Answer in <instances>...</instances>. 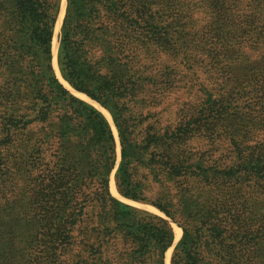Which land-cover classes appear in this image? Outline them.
Returning a JSON list of instances; mask_svg holds the SVG:
<instances>
[{
  "label": "trees",
  "instance_id": "obj_1",
  "mask_svg": "<svg viewBox=\"0 0 264 264\" xmlns=\"http://www.w3.org/2000/svg\"><path fill=\"white\" fill-rule=\"evenodd\" d=\"M61 3L0 0V264H166L172 221L171 264L262 245L264 0H67L118 166Z\"/></svg>",
  "mask_w": 264,
  "mask_h": 264
},
{
  "label": "rangeland",
  "instance_id": "obj_2",
  "mask_svg": "<svg viewBox=\"0 0 264 264\" xmlns=\"http://www.w3.org/2000/svg\"><path fill=\"white\" fill-rule=\"evenodd\" d=\"M247 4H245L244 6H246ZM65 16L66 15H64V17H63V20H62V25H61V27H60V31L57 33V40H58V52H57V62H58V56H59V49H60V42H61V31H62V26H63V22H64V18H65ZM204 17H206V14L204 15ZM54 42V41H53ZM53 48H54V44H53ZM250 52V51H249ZM252 52V51H251ZM253 53V52H252ZM53 55H54V52H53ZM53 65H54V59H53ZM54 68H55V71H56V73H57V76H58V78L60 79V81L62 82V84H64V86L67 88V89H69L74 95H76L79 99H81V100H83V101H85V102H87V103H89V104H91V105H93V106H95L96 108H98L100 111L102 110V109H104V107H101V105L100 104H98L96 101H94V100H92L90 97H88L86 94H84V93H81V92H78V91H76V90H74L72 87H71V85L63 78V76H62V74H61V72H60V69H59V67H58V72H57V69H56V67H55V65H54ZM205 70H208V68L207 69H205ZM204 70V72H206ZM60 73V74H59ZM207 74L209 75V73L207 72ZM207 74H205L204 75V77H206L204 80H206L207 79V77H208V75ZM243 78H244V80H247L248 81V83H249V76L247 77V76H244L243 75ZM243 80V79H242ZM246 81V82H247ZM68 86V87H67ZM233 90H234V85L233 84H231L229 87H228V91L232 94V92H233ZM186 97V94H184L183 92H180V93H178V94H174V95H172V98H171V101H173V103H176V102H174V101H176V99H178V103L179 102H181L182 100H184V98ZM174 108H170V111L168 112V115L170 116V114L172 113V111L171 110H174L175 109V105L173 106ZM102 108V109H101ZM234 109H236V107H234ZM104 110H106V109H104ZM106 111H108V110H106ZM103 112V111H102ZM239 112L241 113V114H243L242 116H244L245 114V109H241V110H239ZM110 113V112H109ZM105 114V113H104ZM165 114H167V112L165 113ZM111 115V114H110ZM228 117H229V114L227 115ZM252 117V116H251ZM111 119H112V122L110 121V123H111V125H112V127H113V131H114V134H115V137H116V139H117V143H118V146H117V151H118V163H117V166L119 165V163H120V161H121V144H120V139H119V133H118V129H117V127H116V125L114 124V120H113V117H112V115H111ZM109 120V119H108ZM116 129V130H115ZM115 172L116 171H114V173L112 174V181H111V183L112 182H114L115 183V185H116V182H115ZM248 184H251V182H249ZM117 188V187H116ZM118 190V189H117ZM111 193H112V195L113 196H115L116 194H114L113 193V191H112V184H111ZM119 195H116L115 197L116 198H118L119 200H121L122 202H124V203H126V204H129V205H131V206H134V207H138V208H141V209H145V210H147V211H150V212H153V213H155V214H158V215H160V216H163V217H165V215L164 214H162L158 209H156L155 207H153V206H151V205H143V204H141V203H138V202H135V201H131V200H128V199H126V198H124L123 196H121L120 195V193H118ZM121 197V198H120ZM244 225V224H243ZM252 225H253V227H255V222L254 223H252ZM252 227V228H253ZM248 228V227H247ZM182 229V228H181ZM242 232H244V233H241L240 235H239V237L237 238V239H243L240 243H239V241L237 242L238 243V247H239V249H242L243 251H242V253L238 256V257H236V258H234L233 260H235L234 262H235V264H264V250L263 251H261L260 250V247L262 246L263 248H264V242L263 243H260V244H262V245H256L254 242H257V241H254V240H256V236H253L252 237V235L251 234H247L246 233V231H243V230H241ZM262 234V235H260V234ZM259 233H258V236L262 239V240H264V230H260L259 231ZM182 238H183V229H182V236L180 237V240H179V242L182 240ZM178 242V243H179ZM260 242V241H259ZM178 243L174 246L173 245V247L171 248V249H169V251L168 252H170V250H171V256H170V261H171V259H172V256H173V253H174V251H175V247L178 245ZM257 249H259V251H260V253H258V254H256L254 251L255 250H257ZM168 252H167V255H166V260H167V256H168ZM167 263V262H166Z\"/></svg>",
  "mask_w": 264,
  "mask_h": 264
},
{
  "label": "bare ground",
  "instance_id": "obj_3",
  "mask_svg": "<svg viewBox=\"0 0 264 264\" xmlns=\"http://www.w3.org/2000/svg\"><path fill=\"white\" fill-rule=\"evenodd\" d=\"M65 10H66V0H63V4H62V12H61V16H60V19L58 21V24H57V29H56V34H55V37H54V48H53V52H54V65L57 69V72L59 71L58 70V62H57V52H58V40H57V33L60 31V27H61V23H62V20H63V17L65 15ZM60 74V73H59ZM68 87V86H67ZM102 109V108H101ZM101 111H103V113H105V115L108 117V119L112 122V119H111V115L108 111L102 109ZM116 130V129H115ZM112 184V191L114 194L116 195H119L118 194V191H117V188H116V185L114 182L111 183ZM115 195V196H116ZM121 198V197H120ZM174 226V230H175V234H176V238L177 240L180 239V237L182 236V229L181 227H179L178 225L176 224H173ZM170 256H171V250L170 252H168V256H167V260H166V264H171L170 262Z\"/></svg>",
  "mask_w": 264,
  "mask_h": 264
},
{
  "label": "water",
  "instance_id": "obj_4",
  "mask_svg": "<svg viewBox=\"0 0 264 264\" xmlns=\"http://www.w3.org/2000/svg\"><path fill=\"white\" fill-rule=\"evenodd\" d=\"M62 4H63V0H62V3H61V10H60V14H59V18H58V21H59V19H60V16H61V12H62ZM66 11H67V0H66V10H65V15H66ZM57 24H58V22H57ZM56 29H57V26H56ZM55 34H56V32H55ZM58 67H59V61H58ZM59 69H60V67H59ZM61 72V71H60ZM117 187V186H116ZM118 191V190H117ZM119 193V192H118ZM143 205H145V204H143ZM172 224H176V225H178L176 222H174V221H172ZM179 226V225H178ZM180 227V226H179ZM179 240L180 239H178L177 240V238H176V235H175V242H174V246L179 242ZM171 263V262H170Z\"/></svg>",
  "mask_w": 264,
  "mask_h": 264
}]
</instances>
